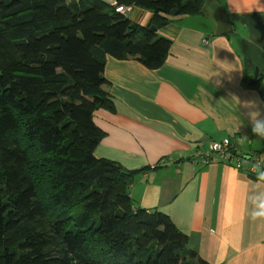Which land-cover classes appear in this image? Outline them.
Instances as JSON below:
<instances>
[{"label":"trees","instance_id":"16d2710c","mask_svg":"<svg viewBox=\"0 0 264 264\" xmlns=\"http://www.w3.org/2000/svg\"><path fill=\"white\" fill-rule=\"evenodd\" d=\"M222 1L117 0L151 12L144 27L108 0H0V264H209L131 199L150 168L95 157L93 117L114 110L108 56L159 69L172 44L159 31Z\"/></svg>","mask_w":264,"mask_h":264},{"label":"crops","instance_id":"0c3cea01","mask_svg":"<svg viewBox=\"0 0 264 264\" xmlns=\"http://www.w3.org/2000/svg\"><path fill=\"white\" fill-rule=\"evenodd\" d=\"M212 4L205 15L173 18L159 31L172 43L159 69L107 57L114 110L94 113L104 133L94 155L128 171L150 168L132 184L131 199L167 215L209 264H264V219L249 215L257 178L236 169L235 160L189 162L195 149L226 138L237 154L264 159V139L253 136L244 107L256 101L264 112V0ZM214 7L230 24L226 35H217ZM128 18L146 27L152 13L134 7ZM167 158L170 165H158Z\"/></svg>","mask_w":264,"mask_h":264},{"label":"built area","instance_id":"2783aa9c","mask_svg":"<svg viewBox=\"0 0 264 264\" xmlns=\"http://www.w3.org/2000/svg\"><path fill=\"white\" fill-rule=\"evenodd\" d=\"M115 11L123 15H128L132 11V6L118 5L117 0H108ZM237 156V158H236ZM236 158V159H235ZM238 170H242L249 176L257 178V173L264 171V159L258 158L255 154L247 158L241 154H237L235 147L231 144L229 139L214 141L209 145L208 149L197 148L189 161L193 165L207 166L212 162H223L232 164ZM171 160L160 162V165L170 164Z\"/></svg>","mask_w":264,"mask_h":264},{"label":"clouds","instance_id":"9594fccd","mask_svg":"<svg viewBox=\"0 0 264 264\" xmlns=\"http://www.w3.org/2000/svg\"><path fill=\"white\" fill-rule=\"evenodd\" d=\"M133 8L134 7L132 6V9ZM131 12L125 16L128 17ZM244 107L249 110L245 113V115H247L249 118V124L253 136L259 139H264V112L260 110L259 103H257L256 101L245 102ZM168 160L171 159H164V161ZM170 164H164L163 166ZM158 165H160V162L158 163ZM249 202L251 204L249 212L250 218L252 220L264 219V171H260L257 173V184L255 186V190L249 195Z\"/></svg>","mask_w":264,"mask_h":264},{"label":"water","instance_id":"95a60500","mask_svg":"<svg viewBox=\"0 0 264 264\" xmlns=\"http://www.w3.org/2000/svg\"><path fill=\"white\" fill-rule=\"evenodd\" d=\"M213 16L214 20L217 24V35L223 36L228 34L231 31L230 24L228 23L227 19L222 14L221 10L218 7H214L213 9ZM152 31H155V29L152 27Z\"/></svg>","mask_w":264,"mask_h":264},{"label":"rangeland","instance_id":"374dc122","mask_svg":"<svg viewBox=\"0 0 264 264\" xmlns=\"http://www.w3.org/2000/svg\"><path fill=\"white\" fill-rule=\"evenodd\" d=\"M208 3H209V2H208ZM207 5H208V4H207ZM94 123H95V122H94ZM102 132H103V131H102ZM227 139H228V138H227ZM229 140H230V139H229ZM230 142H231V141H230ZM99 143H100V142H99ZM231 144L234 146V144H233V143H231ZM97 147H98V146H97ZM195 150H196V149H195ZM195 150H194V151H195Z\"/></svg>","mask_w":264,"mask_h":264},{"label":"bare ground","instance_id":"6f19581e","mask_svg":"<svg viewBox=\"0 0 264 264\" xmlns=\"http://www.w3.org/2000/svg\"><path fill=\"white\" fill-rule=\"evenodd\" d=\"M162 162H164V159L162 160Z\"/></svg>","mask_w":264,"mask_h":264}]
</instances>
